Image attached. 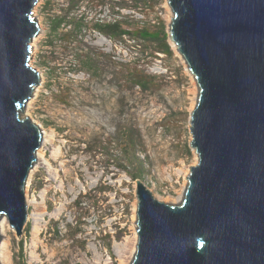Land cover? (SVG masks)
<instances>
[{"label":"rangeland","instance_id":"374dc122","mask_svg":"<svg viewBox=\"0 0 264 264\" xmlns=\"http://www.w3.org/2000/svg\"><path fill=\"white\" fill-rule=\"evenodd\" d=\"M33 10L41 31L30 63L43 84L23 115L53 141L25 183L41 225L38 249L30 220L20 236L6 220L9 264H131L136 181L178 204L198 161L190 114L199 87L173 48V11L167 0H38ZM96 23L127 34L110 37Z\"/></svg>","mask_w":264,"mask_h":264},{"label":"water","instance_id":"95a60500","mask_svg":"<svg viewBox=\"0 0 264 264\" xmlns=\"http://www.w3.org/2000/svg\"><path fill=\"white\" fill-rule=\"evenodd\" d=\"M37 2L0 0V220L17 236L42 138L23 115L40 79L30 63ZM167 2L170 38L199 87L190 114L198 161L178 204L136 181L131 264H264V0Z\"/></svg>","mask_w":264,"mask_h":264},{"label":"bare ground","instance_id":"6f19581e","mask_svg":"<svg viewBox=\"0 0 264 264\" xmlns=\"http://www.w3.org/2000/svg\"><path fill=\"white\" fill-rule=\"evenodd\" d=\"M34 40V39H33ZM33 40H32V42H33ZM172 45H173V48H174V50L176 51V52H178L177 51V49H176V45H175V43H172ZM179 53V52H178ZM187 70H188V66H187ZM191 74V73H190ZM193 77V76H192ZM193 79H194V77H193ZM195 80V79H194ZM193 80V81H194ZM195 82V81H194ZM43 84V75L41 74V72H40V79H39V84L34 88V90H33V93H32V96L30 97V99H29V102H28V105H30V104H32V102H33V95H37V92L39 91V89L41 88V85ZM51 141H53V135H49L48 133H44V135H43V132H42V138H41V144H40V147L37 149V155L39 156V157H44L45 156V154H46V150H45V146H46V144L48 143V142H51ZM50 154V153H49ZM51 155L53 156H55L56 154L53 152V151H51ZM33 167V166H32ZM31 170V169H30ZM29 174V173H28ZM178 198H181L180 197V195H179V197ZM30 202H28V204H27V206L29 205V207H30V204H29ZM35 206V205H34ZM37 210V209H36ZM31 221L32 222V227H31V235L33 236V238H34V242H33V247L37 250L38 249V239H39V235L41 234V225H40V221H39V219H38V217H36V214H33L32 212H29V210H28V216H27V221H26V224H27V222L28 221ZM7 229V221H6V219L3 217V218H1V220H0V231L2 232L3 230H6ZM24 229V228H23ZM135 230H136V228H135ZM135 235H136V231H135ZM137 238V237H136ZM128 247H129V245H128ZM134 252H135V246L133 247V249L130 251V253H131V261H132V259H133V257H134ZM44 255H46V252H44ZM47 256V255H46ZM48 257V256H47ZM128 257V256H127ZM94 260H96V259H94ZM0 261L2 262V263H5V264H9V254H8V251H7V249H6V241H3V242H1L0 243ZM48 261V260H47ZM93 262H95V261H93ZM42 263V262H41ZM125 263V262H124ZM123 263V264H124ZM126 264H130V260L128 261V263H126Z\"/></svg>","mask_w":264,"mask_h":264},{"label":"trees","instance_id":"16d2710c","mask_svg":"<svg viewBox=\"0 0 264 264\" xmlns=\"http://www.w3.org/2000/svg\"><path fill=\"white\" fill-rule=\"evenodd\" d=\"M66 22H68V21H66L65 16L60 17V18L52 21L53 31L56 32L58 30V28ZM73 26H74L73 31H76V29H79L81 27V24L80 23H76V24L73 23ZM74 28H76V29H74ZM94 29L105 34V35H109L110 37H112V36L121 37V36H124L127 34L124 30L120 29V24H110V23L99 24V23H96L94 25ZM142 36L147 37V33L144 31ZM84 65L87 67V70H93L92 69V63L90 60L84 62ZM133 177L138 178V176H136V175Z\"/></svg>","mask_w":264,"mask_h":264}]
</instances>
